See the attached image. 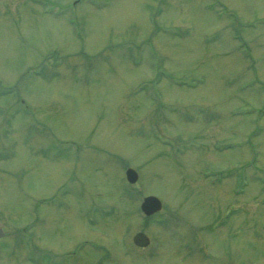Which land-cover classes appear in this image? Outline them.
<instances>
[{"label":"rangeland","instance_id":"obj_1","mask_svg":"<svg viewBox=\"0 0 264 264\" xmlns=\"http://www.w3.org/2000/svg\"><path fill=\"white\" fill-rule=\"evenodd\" d=\"M0 227V264H264V0H0Z\"/></svg>","mask_w":264,"mask_h":264},{"label":"water","instance_id":"obj_2","mask_svg":"<svg viewBox=\"0 0 264 264\" xmlns=\"http://www.w3.org/2000/svg\"><path fill=\"white\" fill-rule=\"evenodd\" d=\"M125 177L129 182L133 183L136 181L138 175L133 168L128 167L125 170ZM140 208L145 214L149 215L161 208V201L154 195H147L142 199ZM1 234L2 230L0 229V235ZM133 241L138 246H146L149 239L143 232H137L133 237Z\"/></svg>","mask_w":264,"mask_h":264}]
</instances>
